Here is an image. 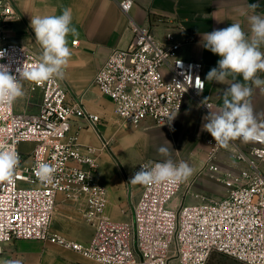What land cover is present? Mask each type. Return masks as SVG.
Wrapping results in <instances>:
<instances>
[{"label":"built area","instance_id":"2783aa9c","mask_svg":"<svg viewBox=\"0 0 264 264\" xmlns=\"http://www.w3.org/2000/svg\"><path fill=\"white\" fill-rule=\"evenodd\" d=\"M134 2L120 0L126 15ZM16 18L13 0H0V51L5 53L0 64L8 65L19 79L18 69L37 63L40 56L7 33ZM128 25L132 31L128 46L114 48L94 79L112 100L118 121L132 127L148 120L168 126L182 111L187 95L208 114L213 105L204 97L203 65L180 54L194 37L180 38L169 27L142 26L131 17ZM22 81L41 92V102L35 112H18L14 103L0 105V147L13 149L20 157L11 181H0V261L8 243L36 239L69 248L95 264H206L214 252L245 264H264V141L245 144L237 139L225 148L210 135L205 170L227 185L221 199L172 205L184 181L142 185L131 220L120 221L107 214L109 191L95 176L99 150L71 133L78 117L99 131L102 117L86 109L80 95L71 96L63 79L40 84ZM25 141L34 142L30 152L20 150ZM109 142L104 139L103 146ZM222 152L234 158L237 170H223ZM162 161H141L134 174L143 165ZM38 162L56 167L52 182L36 177ZM60 194L73 201L92 226L90 239L83 242L53 232Z\"/></svg>","mask_w":264,"mask_h":264},{"label":"crops","instance_id":"0c3cea01","mask_svg":"<svg viewBox=\"0 0 264 264\" xmlns=\"http://www.w3.org/2000/svg\"><path fill=\"white\" fill-rule=\"evenodd\" d=\"M134 1L129 15H126L120 7V0H13L18 18L7 30L13 39L26 43L40 56L42 48L35 40L34 31L30 27L31 18L60 15L62 8L71 9L72 25L77 29L78 35L69 34L67 37L72 55L64 68L63 80L71 96L80 95L86 109L102 117L98 125L99 131L90 126L86 119L78 117L72 123L71 133L78 134L83 144L92 145L99 150V167L95 176L97 181L109 191L107 214L120 221L129 219L133 202L142 190V184L129 183L135 167L141 161L161 156L157 149L160 146L167 147L165 144L170 143L173 137L171 146L168 144L170 154L175 148L186 153L196 149L198 138L202 139L206 147V139L210 136L207 131H202V125L205 123L203 117L207 113L203 111L202 105L189 95L184 99L182 111L171 121L168 128L155 126L152 121H145L133 129H126L124 125L117 124L119 121L112 100L101 93L94 79L114 48L128 46L132 37L128 18L131 17L142 26L155 25L161 30L166 27L173 28L180 38L192 35L193 42L183 45L180 54L182 57L202 63L206 78L210 69L217 67L220 57L203 47L202 35L229 27L231 23H240L245 33L250 35L249 17L253 14L264 16V0ZM253 3L260 5L255 13L248 7ZM75 40H78L76 44H74ZM260 50L264 52V45ZM257 76L264 80V72H258ZM236 80L245 83L242 76H237ZM232 82L231 77L222 84L207 81L204 97L212 103V112H218L222 107L223 91ZM21 84L25 95L14 102L15 110L38 111L41 92L32 91L27 81H22ZM248 84L252 87L249 102L254 115L258 121H264V91L251 82ZM104 139L110 141L106 147L103 146ZM196 187L195 193L198 195L224 193L223 187L213 186L210 182L201 183ZM52 221L53 232L77 240H88L93 233L92 226L82 219L77 206L64 194L58 197ZM30 244L41 249L45 246H53L36 239L15 240L5 246L3 261L18 259L21 264H36L34 254L25 249V245ZM54 247H59L66 254L75 257L71 250L59 245ZM70 263L66 261L65 264Z\"/></svg>","mask_w":264,"mask_h":264},{"label":"clouds","instance_id":"9594fccd","mask_svg":"<svg viewBox=\"0 0 264 264\" xmlns=\"http://www.w3.org/2000/svg\"><path fill=\"white\" fill-rule=\"evenodd\" d=\"M255 13L260 7L258 3L248 5ZM250 35L246 34L240 23H231L229 27L216 29L202 35L203 47L219 55L217 67H213L206 75L209 82L224 83L229 77L232 83L223 91V104L218 112L210 111L203 117L205 123L202 131H207L221 147H228L231 141L239 139L249 142L264 141V122L254 115L249 102L252 95V85L261 87L264 80L257 76L264 72V16L253 14L249 17ZM30 27L34 31L35 40L42 48L37 63L19 70V79L8 65L0 64V105H12L25 95L21 79L37 84L64 78V68L72 55L68 47L69 34L77 36V29L72 25L70 8H62L60 15L35 16L31 18ZM5 53L0 51V59ZM242 76L245 83L236 80ZM197 80L201 81L199 77ZM201 90H203L201 88ZM264 91V87H261ZM207 98H205L206 100ZM207 105V104H206ZM209 108V106L207 105ZM175 115L170 117V120ZM158 153L166 157L162 162H154L141 166L135 172L129 183L136 185L178 184L187 180L193 169L187 162H173L167 147L160 146ZM20 165L18 152L10 148L0 147V181H11ZM57 169L54 165L38 162L34 168L36 177L44 183L54 179ZM0 264H21V261L4 260Z\"/></svg>","mask_w":264,"mask_h":264},{"label":"rangeland","instance_id":"374dc122","mask_svg":"<svg viewBox=\"0 0 264 264\" xmlns=\"http://www.w3.org/2000/svg\"><path fill=\"white\" fill-rule=\"evenodd\" d=\"M31 91V90H30ZM151 120H148L147 122H149ZM151 123V122H150ZM117 124H121L120 122H117ZM126 129H133V127L135 126H126ZM165 128H168V126H162ZM173 138H171L170 146L173 143ZM198 142V147L192 151H188V153H186L185 151H181V150H177L176 148L173 150V153L170 154V157L173 160V162H187L189 164V166L193 169L192 175L184 181V185L182 190L179 192V194L177 195V198L175 200L172 201V205H176L179 202L180 203H190V202H200L198 200H205V199H213V200H217V199H221L227 192V185H225L223 182H221L218 179H214L211 178V176L209 175V173L205 170V151H206V147L203 145V141L202 139L198 138L197 139ZM165 144L168 149L169 145ZM34 142H29V141H25L23 143L20 144V150L23 152H30L33 148H34ZM150 158V157H149ZM161 159H166V157L163 156H156V157H151L148 160H161ZM219 161L221 163V166L223 168V170H237L239 168L238 164L235 162L234 158L231 157L230 154H228V152H222L220 157H219ZM206 182H210L211 185L213 186H220L223 187V195L220 194H215V193H199L196 194V190L199 184L201 183H206ZM131 220V217L129 216V219ZM81 241V240H80ZM86 241V240H84ZM83 241V242H84ZM48 245H53V246H45L43 249L39 248V246L36 245H25V249L34 254V259H35V263L36 264H65L66 261L71 262L70 264H95V262L87 257H83L81 254L63 247L67 250H71L74 253V256H72V254H66V252L62 251L59 247H54L55 244L52 243H48ZM43 251V254L41 255ZM77 255V256H76ZM70 256V257H69ZM39 257V258H38ZM54 257V259H53ZM69 257V258H68ZM72 257V258H71ZM74 259H76V261H74ZM206 264H245L243 262L238 261L237 259L224 254V253H218V252H214L210 258L208 259Z\"/></svg>","mask_w":264,"mask_h":264},{"label":"bare ground","instance_id":"6f19581e","mask_svg":"<svg viewBox=\"0 0 264 264\" xmlns=\"http://www.w3.org/2000/svg\"><path fill=\"white\" fill-rule=\"evenodd\" d=\"M205 116H206V114H205Z\"/></svg>","mask_w":264,"mask_h":264}]
</instances>
